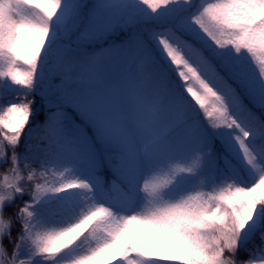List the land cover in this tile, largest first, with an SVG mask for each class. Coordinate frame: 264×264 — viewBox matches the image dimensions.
Here are the masks:
<instances>
[{"label": "snow or ice", "instance_id": "obj_1", "mask_svg": "<svg viewBox=\"0 0 264 264\" xmlns=\"http://www.w3.org/2000/svg\"><path fill=\"white\" fill-rule=\"evenodd\" d=\"M0 264H264V0H0Z\"/></svg>", "mask_w": 264, "mask_h": 264}]
</instances>
